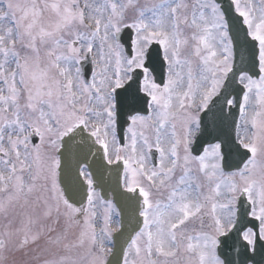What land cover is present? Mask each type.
I'll list each match as a JSON object with an SVG mask.
<instances>
[{
	"label": "snow or ice",
	"instance_id": "snow-or-ice-1",
	"mask_svg": "<svg viewBox=\"0 0 264 264\" xmlns=\"http://www.w3.org/2000/svg\"><path fill=\"white\" fill-rule=\"evenodd\" d=\"M262 242L264 0H0V264H264Z\"/></svg>",
	"mask_w": 264,
	"mask_h": 264
},
{
	"label": "water",
	"instance_id": "water-1",
	"mask_svg": "<svg viewBox=\"0 0 264 264\" xmlns=\"http://www.w3.org/2000/svg\"><path fill=\"white\" fill-rule=\"evenodd\" d=\"M96 179V187L100 191V195L104 197L105 199H112V201L115 203L116 202V182H115V177L110 173V172H104L103 177H97ZM120 207L121 205H117ZM122 219V218H120ZM124 219L125 227H127V221L126 218ZM118 235V234H117ZM122 242V241H121ZM264 243V242H262ZM119 249V245L117 246ZM112 257H110V260ZM259 259V258H257Z\"/></svg>",
	"mask_w": 264,
	"mask_h": 264
},
{
	"label": "rangeland",
	"instance_id": "rangeland-1",
	"mask_svg": "<svg viewBox=\"0 0 264 264\" xmlns=\"http://www.w3.org/2000/svg\"><path fill=\"white\" fill-rule=\"evenodd\" d=\"M117 219V218H116Z\"/></svg>",
	"mask_w": 264,
	"mask_h": 264
}]
</instances>
